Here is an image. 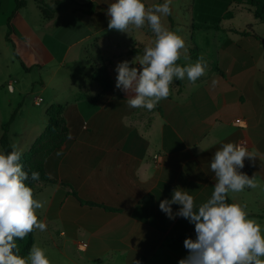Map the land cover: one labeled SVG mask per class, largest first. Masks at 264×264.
<instances>
[{"label":"crops","instance_id":"crops-1","mask_svg":"<svg viewBox=\"0 0 264 264\" xmlns=\"http://www.w3.org/2000/svg\"><path fill=\"white\" fill-rule=\"evenodd\" d=\"M21 1L18 8L17 0H0V56L38 72L47 113L64 106L61 117L69 131L65 143L44 159L56 183L36 184L35 199L43 203L37 215L46 229H35L34 245L50 264H178L188 254L184 240L195 239L194 224L169 219L159 203L170 200L176 187L194 197L197 209L207 202L215 184L211 159L226 143L246 142L254 155L239 171L258 186L229 192L228 199L246 205L264 231L263 23L255 18L238 27L221 25L212 48L198 47L194 38L206 74L195 83L174 78L170 95L149 111L128 106L133 93L115 87V68L135 58L138 64L154 40L143 46V33L134 25L124 33L108 29L106 12L115 0ZM57 1L64 2L46 18L42 8L55 9ZM192 44L178 65L197 61L190 57ZM103 70L124 98L103 92L91 79ZM72 191L96 205L80 202ZM180 207L172 205L173 212Z\"/></svg>","mask_w":264,"mask_h":264},{"label":"clouds","instance_id":"clouds-1","mask_svg":"<svg viewBox=\"0 0 264 264\" xmlns=\"http://www.w3.org/2000/svg\"><path fill=\"white\" fill-rule=\"evenodd\" d=\"M170 14V0L151 7H146L142 0H115L107 8L109 30L124 33L130 25L142 28L147 24L155 35L153 46L144 49L138 64L135 58L116 65L115 87L127 96L133 93L127 100L130 108L151 111L170 95L174 78L183 80L186 77L195 83L206 74L207 62L203 57L190 63L187 62L190 57L185 55L187 63L184 66L176 63L185 42L176 32L163 26L161 17ZM21 156L15 146L10 152H0V264H50L44 250L36 245L27 258L17 254V240H22L34 229H46L37 215L43 203L34 198L32 188L25 183L29 179L38 181L40 174L33 171L29 176L20 163ZM245 158L251 160L254 155L240 144L226 143L215 151L210 163L214 191L198 209L194 197L179 187L173 189L170 200L160 201L159 208L169 219L182 217L194 224L195 239L184 240L188 254L178 264H264L261 225L249 218L246 205L227 202L229 192L258 186L254 177L249 178L239 171L244 168ZM172 205L181 207L173 212Z\"/></svg>","mask_w":264,"mask_h":264},{"label":"rangeland","instance_id":"rangeland-1","mask_svg":"<svg viewBox=\"0 0 264 264\" xmlns=\"http://www.w3.org/2000/svg\"><path fill=\"white\" fill-rule=\"evenodd\" d=\"M249 0H170L171 18L174 23L171 26L169 15L162 16L161 22L170 31L176 32L185 42L188 49L192 44L191 36L194 35L196 45L202 48H212L215 36L220 35L214 29L193 30L191 24L208 23L221 25L228 29L238 27L248 23L250 19L253 23L256 19L250 11ZM146 7L165 3V0H142ZM227 11H233L232 19H223ZM250 23V22H249ZM264 27V24L261 25ZM143 33V46L148 45V41L155 40L154 33L147 24L142 28H136ZM153 36H152V35ZM12 54V53H11ZM13 60V56H12ZM38 72L29 73L24 71L20 63L14 59V64L10 62L7 55L0 56V138L4 133L5 125L9 122L12 109L17 111L15 119L11 125L9 138L16 150L22 151L25 155V148L36 144L45 131L47 123L48 99L41 93ZM14 83V89L9 88V84ZM38 97H43L45 101L41 106L36 105ZM0 152H2L0 144Z\"/></svg>","mask_w":264,"mask_h":264},{"label":"trees","instance_id":"trees-1","mask_svg":"<svg viewBox=\"0 0 264 264\" xmlns=\"http://www.w3.org/2000/svg\"><path fill=\"white\" fill-rule=\"evenodd\" d=\"M66 1V0H64ZM64 1H57L55 2V9L52 8H42L43 14L46 18L50 17V14H53L56 12L58 7L64 2ZM248 4L250 5V9L252 10L255 18L264 24V0H249ZM18 8H21L24 5V2L21 0H17ZM88 13L92 14L94 11L93 4H90L88 6ZM233 11H227L225 15L223 16V19H232L233 18ZM170 21H172L171 14L169 15ZM9 30H12V25L9 22L8 23ZM191 27L193 30H221L222 26L221 23L216 24H208V23H196L193 22L191 24ZM248 29L252 31V26H249ZM236 31V30H231ZM257 39L261 40L257 35L255 36ZM7 41L10 42V39L7 37ZM192 42L194 41V35H192ZM191 58H198V48L196 45L192 44L191 46ZM22 67L24 68V65L22 64ZM91 79L95 81L103 92H114V86H113V80L108 76V73L106 70H103L101 72H95L94 74L90 75ZM115 95H117L120 98H124L123 96L117 94L114 92ZM64 111V106L58 105V106H52L49 113L47 114V130L43 135L40 137V139L36 142V144L32 145L29 150L25 153V155L22 154L20 163L23 165V169L29 173V176H31V173L33 171L39 172L40 178L38 181H32L29 179L25 183L32 188L34 198L36 196V184L40 181H45L49 183H56L53 179H51L44 168V159L47 154H49L51 151L60 148L65 141L68 138L69 131L67 128V124L64 121V119L61 117L62 113ZM16 113L13 114L9 120V122L5 125L4 133L2 134L0 138V144L2 152H10L13 150V145L9 138V132L11 125L15 119ZM72 194L76 197V193L72 191ZM78 200L82 203H87L89 205H96L94 203L84 202L78 198ZM228 203H232L229 199L227 200ZM35 229L27 234L22 240H17L18 245V255H20L23 258H27L29 255V252L33 245L35 244ZM185 238H181V242H183Z\"/></svg>","mask_w":264,"mask_h":264},{"label":"built area","instance_id":"built-area-1","mask_svg":"<svg viewBox=\"0 0 264 264\" xmlns=\"http://www.w3.org/2000/svg\"><path fill=\"white\" fill-rule=\"evenodd\" d=\"M9 88H10L11 90H13V89H14V83H10V84H9ZM42 101H43L42 98H38L37 101H36V104H37V105H40V104L42 103ZM236 123H237L238 125H244V122L241 121V120H237ZM240 145H242V146H244V147L246 148V142H242ZM246 149H247V148H246ZM158 158H159V156L156 157V159H158ZM83 246H86V244L83 243Z\"/></svg>","mask_w":264,"mask_h":264}]
</instances>
